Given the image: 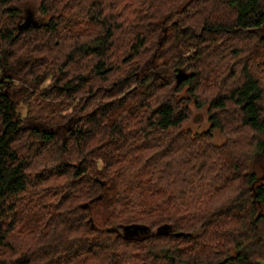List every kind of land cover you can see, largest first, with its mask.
I'll return each mask as SVG.
<instances>
[{"label": "trees", "instance_id": "16d2710c", "mask_svg": "<svg viewBox=\"0 0 264 264\" xmlns=\"http://www.w3.org/2000/svg\"><path fill=\"white\" fill-rule=\"evenodd\" d=\"M33 4L0 0V264H264V0Z\"/></svg>", "mask_w": 264, "mask_h": 264}, {"label": "rangeland", "instance_id": "374dc122", "mask_svg": "<svg viewBox=\"0 0 264 264\" xmlns=\"http://www.w3.org/2000/svg\"><path fill=\"white\" fill-rule=\"evenodd\" d=\"M27 5L25 6V12L31 11L34 15L35 19H40V16L38 15L37 11L32 6H35L33 4V0H26ZM24 12V15H25ZM23 21V20H22ZM34 106V104H33ZM27 107L25 105H22V110H26ZM192 109V115L190 119L186 122V127L192 129L193 131H202L204 129H207L209 127V120H208V111L207 106L197 108L195 106L191 107ZM214 139L216 142L220 143L223 141L224 136L221 135L219 132H214ZM255 164V163H254ZM255 171L257 176L263 175L264 173V167L263 164H261V161H258L255 165Z\"/></svg>", "mask_w": 264, "mask_h": 264}, {"label": "water", "instance_id": "95a60500", "mask_svg": "<svg viewBox=\"0 0 264 264\" xmlns=\"http://www.w3.org/2000/svg\"><path fill=\"white\" fill-rule=\"evenodd\" d=\"M38 23V19L34 18V15L31 11H26L24 15L23 21L19 22L18 29L21 30L23 28H27L30 25L36 26ZM179 75V74H178ZM101 196H98L97 198H100ZM84 206H89V203H85ZM92 217L89 218V221L92 222ZM162 228H168L167 226H163ZM108 231L111 233H120L119 228L117 227H109Z\"/></svg>", "mask_w": 264, "mask_h": 264}]
</instances>
